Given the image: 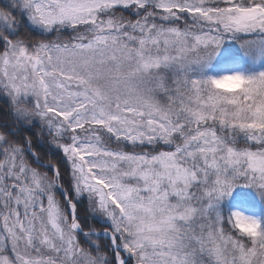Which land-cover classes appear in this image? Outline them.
Listing matches in <instances>:
<instances>
[{"label": "snow or ice", "instance_id": "obj_1", "mask_svg": "<svg viewBox=\"0 0 264 264\" xmlns=\"http://www.w3.org/2000/svg\"><path fill=\"white\" fill-rule=\"evenodd\" d=\"M0 102V264H264V0H0Z\"/></svg>", "mask_w": 264, "mask_h": 264}, {"label": "trees", "instance_id": "obj_2", "mask_svg": "<svg viewBox=\"0 0 264 264\" xmlns=\"http://www.w3.org/2000/svg\"><path fill=\"white\" fill-rule=\"evenodd\" d=\"M0 103H2V102H0ZM45 159H52V160L55 162V160L57 159V157L52 156V157H46ZM42 171H47V170H46V169H42ZM65 186H66V185H65ZM80 211H81V215H83L84 213H83V206H82V205L80 206ZM88 224H89L90 226H92V227H96V228L99 227V225L96 224V222L93 221V220H89V221H88Z\"/></svg>", "mask_w": 264, "mask_h": 264}]
</instances>
